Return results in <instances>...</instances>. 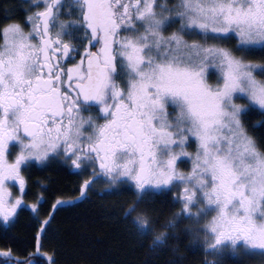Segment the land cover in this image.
Returning a JSON list of instances; mask_svg holds the SVG:
<instances>
[{
    "label": "snow or ice",
    "instance_id": "6c2138e0",
    "mask_svg": "<svg viewBox=\"0 0 264 264\" xmlns=\"http://www.w3.org/2000/svg\"><path fill=\"white\" fill-rule=\"evenodd\" d=\"M25 4L0 13V223L30 209L36 230L23 252L0 247V264H56L55 212L101 178L103 196H132L124 215L153 249L187 235L201 264L264 257V0ZM57 159L78 195L41 218L23 173ZM153 197L179 211L161 224Z\"/></svg>",
    "mask_w": 264,
    "mask_h": 264
},
{
    "label": "trees",
    "instance_id": "16d2710c",
    "mask_svg": "<svg viewBox=\"0 0 264 264\" xmlns=\"http://www.w3.org/2000/svg\"><path fill=\"white\" fill-rule=\"evenodd\" d=\"M5 6L23 9L26 4L24 0H0V13ZM259 119V115L253 113L248 123L255 124ZM257 134L264 135V129L258 128ZM24 175L28 181L26 203H34L41 194L44 196L41 218L51 211L56 198L78 195L76 188L81 177L58 159L44 166L31 164ZM99 190L94 188L90 197L82 198L72 206H60L55 212L44 241V251L54 256L56 264H170L173 260H180L181 264H201L203 251L187 235H182L179 241H169L166 247L153 249L152 237H140L131 220L124 215L132 196H103ZM150 202L157 208L161 224L179 211V206L163 197H153ZM186 226L187 222L179 228ZM35 230L33 214L30 209H25L14 226L4 227L0 223V247L7 245L14 251L23 252ZM156 230L161 229L157 226ZM173 247L178 251L173 252ZM219 260L220 264H264V257L243 253L233 257L222 255Z\"/></svg>",
    "mask_w": 264,
    "mask_h": 264
},
{
    "label": "rangeland",
    "instance_id": "374dc122",
    "mask_svg": "<svg viewBox=\"0 0 264 264\" xmlns=\"http://www.w3.org/2000/svg\"><path fill=\"white\" fill-rule=\"evenodd\" d=\"M25 1V0H24ZM46 163H48V162H45V163H43V164H40V163H37V162H35V161H33L32 162V164H35V165H37V166H44ZM182 169H187L188 167H190V165H181L180 166ZM73 171H75L76 172V170H74V169H72ZM24 174V173H23ZM95 188L96 189H100L99 191V193L100 194H102V192L105 190V188H106V185H105V182L103 181V178H101V180L95 185ZM16 190V188L14 187L13 188V191H15ZM2 224V223H1ZM3 225V224H2ZM4 227H6L5 225H3ZM193 243H194V245L196 246V247H198V248H200V249H202V247H201V244L200 243H198V242H195V241H193ZM238 254H240V253H237V254H233V253H231V252H225L223 255H229V256H236V255H238Z\"/></svg>",
    "mask_w": 264,
    "mask_h": 264
}]
</instances>
